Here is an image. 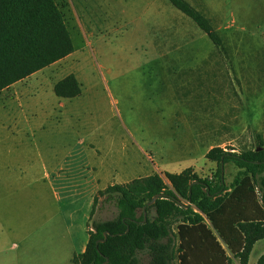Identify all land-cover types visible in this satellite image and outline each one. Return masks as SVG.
<instances>
[{
	"label": "rangeland",
	"instance_id": "rangeland-1",
	"mask_svg": "<svg viewBox=\"0 0 264 264\" xmlns=\"http://www.w3.org/2000/svg\"><path fill=\"white\" fill-rule=\"evenodd\" d=\"M54 1L73 51L0 90V183H46L42 163L60 161L71 175L80 164L97 170L99 185L195 162L198 175L217 182L216 163L203 160L209 148L264 141V0H186L219 45L168 0ZM69 73L80 94L55 97L52 84ZM9 118L43 123L18 132ZM222 171L229 186L238 168L227 162ZM115 214L111 202L98 201L88 229ZM227 254L229 264H242ZM261 255L264 237L247 263Z\"/></svg>",
	"mask_w": 264,
	"mask_h": 264
},
{
	"label": "trees",
	"instance_id": "trees-1",
	"mask_svg": "<svg viewBox=\"0 0 264 264\" xmlns=\"http://www.w3.org/2000/svg\"><path fill=\"white\" fill-rule=\"evenodd\" d=\"M168 2L220 44L207 19L186 0ZM72 51L54 0H0V90ZM52 91L73 98L81 86L69 73L53 84ZM204 157L216 163L217 182L186 167L98 190L88 219L98 201L111 202L116 214L91 220L85 249L73 255V264H229L227 252L248 264L252 244L264 237V141L241 151L213 146ZM227 162L238 168L229 186L222 171ZM105 232V240L96 243ZM263 260L261 255L258 264Z\"/></svg>",
	"mask_w": 264,
	"mask_h": 264
},
{
	"label": "crops",
	"instance_id": "crops-1",
	"mask_svg": "<svg viewBox=\"0 0 264 264\" xmlns=\"http://www.w3.org/2000/svg\"><path fill=\"white\" fill-rule=\"evenodd\" d=\"M9 119L18 132L22 131L18 127L39 129L43 123V119L28 120L24 124ZM85 165L80 164L77 173L71 175L62 161L54 165L43 162L39 180L46 183H0V264H73V255L85 249L86 221L96 192L108 184L129 181L99 185L97 170L91 172ZM197 166L195 162L186 167L197 173ZM80 209L84 223L75 216Z\"/></svg>",
	"mask_w": 264,
	"mask_h": 264
},
{
	"label": "water",
	"instance_id": "water-1",
	"mask_svg": "<svg viewBox=\"0 0 264 264\" xmlns=\"http://www.w3.org/2000/svg\"><path fill=\"white\" fill-rule=\"evenodd\" d=\"M156 197H157V194L154 195V196L152 197V199L148 202V204H152V203L154 202V200L156 199ZM106 236H107V232H105V233L103 234V238L98 239V240L96 241V243H97V242H102V241H104L105 238H106ZM105 261H106V260H105Z\"/></svg>",
	"mask_w": 264,
	"mask_h": 264
}]
</instances>
